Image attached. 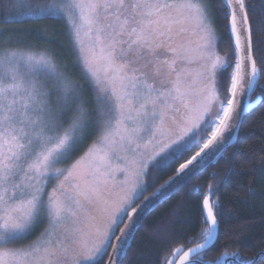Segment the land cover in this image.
<instances>
[{"label":"snow or ice","instance_id":"obj_1","mask_svg":"<svg viewBox=\"0 0 264 264\" xmlns=\"http://www.w3.org/2000/svg\"><path fill=\"white\" fill-rule=\"evenodd\" d=\"M224 4L238 53L241 39L244 43L241 62L230 77L231 93L235 97L238 86L252 89L260 75L252 57L249 23V12L255 14L256 9L246 5L245 0H224ZM11 8L21 16L66 20L80 46L86 70L101 85L97 105L104 128L98 143L89 147L64 175L65 170L56 165L70 158L88 138L90 117L80 107L70 120L63 119L65 112L73 110L71 106L78 97L70 85L59 81L55 66L45 57L4 49L0 56V264H95L97 257L106 254L107 247H112L117 217L121 213L129 215L124 207H119L106 229L99 223L100 214L109 209L99 206L102 181L98 177L101 168L108 166L110 157L124 153L126 168L122 171L136 177V157L141 149L150 148L151 159L160 157L157 164L164 166L196 146L206 127H214L211 138L190 160L180 165L178 175L189 165L193 166L191 171H195L206 164L201 154L206 156L205 150L229 127L227 122L235 111L232 99L228 100L229 111L223 113L219 124L216 123L219 113L216 118L211 113L217 69L224 64L219 57L212 60L208 51L211 29L206 5L203 0H13ZM260 16L256 24L264 30V7L260 8ZM183 20L194 21L201 32L197 55L201 64L195 73L186 66L192 63L191 49L172 42L174 35L185 31L183 28L174 31V25ZM82 33L89 39L95 33L94 46L87 54ZM96 46H100L107 63L105 78L112 83L110 91L102 86L94 67ZM24 66L44 69L58 82V87L66 89L59 108L51 107L48 94L21 74ZM201 79L208 83L201 90V100L193 105L191 98L194 94L200 95L195 85ZM177 113L180 117L175 115ZM206 116L208 122L201 128ZM60 176L64 179L45 199L47 183ZM203 209L208 224L205 242L188 249L184 253L185 260L190 253L199 254L213 240L217 218L209 196L203 199ZM92 211L97 215H92ZM132 211L135 213L136 209ZM82 217L98 222L94 231L86 230L88 225L83 223ZM44 221L50 227L37 241L27 247H7L26 240ZM134 227L135 221L116 238V257L126 254ZM114 264H119V260ZM193 264L207 262L197 259Z\"/></svg>","mask_w":264,"mask_h":264},{"label":"trees","instance_id":"obj_2","mask_svg":"<svg viewBox=\"0 0 264 264\" xmlns=\"http://www.w3.org/2000/svg\"><path fill=\"white\" fill-rule=\"evenodd\" d=\"M203 1L210 9L216 33L215 54L224 64L217 69L215 92L227 107L232 96L230 77L236 72L227 8L223 0ZM245 3L256 9L255 14L249 12V23L252 55L260 69V78L250 101L260 97V103L243 118L235 145L146 218L121 264H167L171 258L176 262L188 249L203 244L208 227L203 209L205 196H209L213 205L217 227L212 242L194 260L201 259L207 264H264V30L256 24L261 19L260 8L264 7V1L245 0ZM2 29L9 31L0 32V51L25 49L47 54L78 94L92 103L93 92L80 68L63 19H0ZM214 131L215 128L208 127L204 130L201 146ZM200 147L159 168L157 179L148 177V187L141 198L171 177ZM109 248L95 264H104Z\"/></svg>","mask_w":264,"mask_h":264},{"label":"rangeland","instance_id":"obj_3","mask_svg":"<svg viewBox=\"0 0 264 264\" xmlns=\"http://www.w3.org/2000/svg\"><path fill=\"white\" fill-rule=\"evenodd\" d=\"M36 2H43V0H36ZM49 2H51V0H49ZM12 3H13V0H0V19H3L4 21H12V20H23L27 18H38L33 15H23V16L19 15L16 10L11 8ZM203 3L206 5V2L203 1ZM206 12H207V23L211 29V45L208 51L211 54L212 60H216L217 58V55L215 54V38H216L215 34L216 33H215V29L212 23L211 12L207 5H206ZM5 17H8V18L5 19ZM63 21L67 24L65 19H63ZM67 27H68V30H69V33L72 39V43H73V46L76 52V56H77V60L80 65V68L82 72L84 73V75L86 76L87 81L90 85V88L93 92L92 103L86 102L85 99L83 98L84 96H81L78 94L79 93L78 90L74 89L73 84L64 78V76L60 73V70L57 68V65L53 62V60L47 54L39 53V52L32 51V50L16 49V50H22L26 54H32L37 57H40V56L45 57L52 65L55 66V71L59 77V81L71 86L72 90L75 92L76 96L78 97V100L76 103L72 104L71 106L73 109L72 111H67L64 113L63 119L65 121L70 120L75 114V111L80 107H82L84 111L90 117L88 123L91 125V127L89 128L88 138L84 141V143L79 147L77 151L71 154L70 158L56 165V167L65 170L64 175H67V169H70L77 160H79L82 156H84V154L88 151L89 147H91L93 144L98 143L99 137L102 133V129L104 128V119H102L101 110L97 105V96L102 94L100 92L101 85H98L95 79L86 70L83 64L82 54L79 51L80 46L76 43L75 37L73 36V33H72V29L70 28L68 24H67ZM181 28L185 29V31L180 33L179 35H174L172 42L175 45L183 44L185 47H188L191 49L192 63L187 64L186 66L193 73H195L200 70V64H201V62L197 60V55L199 51L198 45L201 43V40H200L201 32L199 31V29L196 28L195 22L191 20H183L182 23H177L176 25H174V31L178 32L179 29ZM94 37H95V33H93L92 39H89L88 36H85L82 33L85 54H87L89 49L94 46V43H95ZM123 47L126 48L127 46L123 45ZM9 50H12V49H9ZM3 54H4V50L0 51V56H3ZM117 56L119 58V50L117 51ZM220 61L223 62L221 59ZM94 67L98 72V75L102 82V86L107 88L110 91L112 87V83L106 80L105 78V70L107 68V63H106V60L104 59V54L100 52V46H96V61H95ZM137 67H140V65H137ZM21 74L25 75L27 79L33 80L40 87L42 92H45L48 94V100H49L51 107H54V108L60 107L59 102L64 96V92L66 89L63 87H58V82L56 80H53L44 69L42 68L33 69L31 66H24L21 68ZM207 83L208 81L204 79L197 81L195 87H196L197 92L200 93V95L194 94L192 96L191 103L193 105H196L201 100V96L203 95V92L201 90H203L206 87ZM117 88L119 89L118 84H117ZM214 92H215V87H214ZM227 110H228V107L224 106V103L221 102V100L217 97V94L215 92V97L211 105V113H212L213 118H216L217 113H219V117L216 118V123L219 124V120L223 118V113L226 112ZM175 115H177V117H180L181 114L177 113ZM113 116H115V113H113ZM208 119L209 117L206 116L204 124H201V128H205V125L207 124ZM208 128L210 130L212 128L214 129V127H208ZM145 139H147V137H145ZM202 141L203 139L201 138V134H200L199 143L192 148L193 149L192 151L197 150L201 146ZM77 153L78 155H76ZM124 156H125L124 153H119V152L116 154H113L110 157V160L108 161V166L101 168L100 170L101 174L98 177V179L102 181L100 185V190L102 194V202L100 203L99 206L100 207L107 206L109 209L107 213L100 214L102 215V221H100L99 223L104 229L107 228V225L110 222L111 216L115 213L116 209L119 207H124L126 211L129 212L130 209L135 205V203L141 198L146 188L148 187L146 183V181L148 180L147 178L151 177L150 179H153V180L157 179V176H158L157 170L159 168L168 166L171 162L170 161L168 164L164 166H159L157 164V161H159L160 157H156V160H152L151 159V149L150 148L148 150L141 149L140 155L136 157L138 161V167H137L138 176L131 177V176H127L125 171H122V169L126 168V160L122 158ZM141 156L143 158L142 160H141ZM118 157H121V158H118ZM129 159H131L130 155H129ZM139 164H143V166L139 167ZM63 179H64V176H60L58 179H53L49 183H47L45 199H47L48 194L52 193L53 189L56 188L59 181H62ZM104 201H106L107 203L105 204ZM91 214L97 215L95 211H92ZM124 218H125V215L121 213L120 216L117 217L118 223L120 224ZM82 220L85 225H88V227L86 228L87 231H90V232L94 231V227L98 223L97 221H90L83 217H82ZM49 227L50 226L47 223V221H44L36 228V230L33 233H31L28 236L26 240L21 241L19 243L9 244L7 245V247L9 248L27 247L28 245L37 241V239L41 237V234L44 233L45 230L48 229ZM115 229L116 228L114 226L113 227L114 233H115ZM100 256L97 257L96 261L98 260ZM172 261L173 259L171 258V260L167 264H171Z\"/></svg>","mask_w":264,"mask_h":264},{"label":"water","instance_id":"obj_4","mask_svg":"<svg viewBox=\"0 0 264 264\" xmlns=\"http://www.w3.org/2000/svg\"><path fill=\"white\" fill-rule=\"evenodd\" d=\"M224 2V0H223ZM228 34L231 41V44L235 51L236 56V65L241 62V57L243 55V39H241V51L238 53L235 44V36L229 30V19H228ZM253 57V55H252ZM260 75L257 80L259 81ZM257 83L253 86L252 89L248 88H240L238 86L235 97L232 96L233 107L235 111L232 113V119L228 121L229 127L223 130V134L219 137L217 141L214 142L213 145H210L209 149H206L205 152L207 155L205 156L203 153L202 157L205 159L206 164L204 167L197 168L195 171H191L192 165H189V168L185 170V172L180 173L178 175V169H176L175 173L163 181L159 186H157L150 194L141 198L128 212L129 215H125V218L122 220L119 225L116 234L111 240L112 247L109 248L106 260L104 264H114V262L118 259L119 264L122 263L126 254L131 247V244L134 240L135 235L138 230L142 226L143 222L146 218L163 202L168 200L172 195L181 190L186 184H188L191 180L199 176L203 171H205L208 167L214 164L223 153H225L229 148L235 145L240 126L243 118L253 109H255L260 103V97L255 98L253 101H250L251 95L256 87ZM229 111V109L227 110ZM199 159V158H198ZM185 164V163H184ZM133 209H136V212L133 213ZM135 221V227L133 229L131 238L128 240V246L126 248V254L116 257L114 255V248L117 244V237L122 235V230H126L127 226L132 224ZM196 248V247H195ZM206 248V247H205ZM204 248V249H205ZM194 249V248H193ZM201 249L200 253L204 250ZM199 253V254H200ZM197 253H190L187 260L184 259V253L177 259L175 264H193L195 261L194 258L198 256ZM111 258V259H110Z\"/></svg>","mask_w":264,"mask_h":264},{"label":"crops","instance_id":"obj_5","mask_svg":"<svg viewBox=\"0 0 264 264\" xmlns=\"http://www.w3.org/2000/svg\"><path fill=\"white\" fill-rule=\"evenodd\" d=\"M119 224V223H118ZM115 228H116V226H115ZM111 239H112V237H111Z\"/></svg>","mask_w":264,"mask_h":264}]
</instances>
